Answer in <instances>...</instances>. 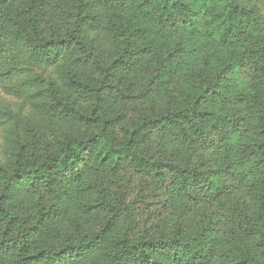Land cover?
Returning <instances> with one entry per match:
<instances>
[{
  "label": "trees",
  "instance_id": "trees-1",
  "mask_svg": "<svg viewBox=\"0 0 264 264\" xmlns=\"http://www.w3.org/2000/svg\"><path fill=\"white\" fill-rule=\"evenodd\" d=\"M257 30L239 0H0V87L31 93L1 122L14 135L0 147V264H264V192L248 186L258 217L223 196L264 183ZM125 172L218 204L235 240L139 224ZM66 214L82 223L63 237Z\"/></svg>",
  "mask_w": 264,
  "mask_h": 264
},
{
  "label": "rangeland",
  "instance_id": "rangeland-1",
  "mask_svg": "<svg viewBox=\"0 0 264 264\" xmlns=\"http://www.w3.org/2000/svg\"><path fill=\"white\" fill-rule=\"evenodd\" d=\"M239 1L252 12L258 27V34L264 37V0ZM40 73L44 74L43 71ZM241 85L246 89L249 87V83L245 79L241 80ZM30 94L26 89L19 91L17 94H12L10 90L0 87V147L7 142L8 138L14 135L12 121L11 124L6 125L1 122L12 118L15 113L25 116L26 111L31 106V101L28 100ZM23 104L25 105L24 108L22 107ZM198 156L202 160L209 158L208 162H212L218 154L208 149H201ZM122 176L127 202L137 208L139 224H145L148 228L154 230L164 228L169 230L175 223H178L182 230L193 235L208 232L216 238L230 236L231 240H235L236 227L234 219L232 220L228 212L218 204L210 202L194 204L174 200L166 189L149 184L148 180L131 175L128 172L123 173ZM248 186L257 187L264 192L262 180H253L248 176L245 177V180H235L230 185V189H227L226 195L223 194L226 199L224 206L232 208V213L237 209L243 211L249 217H258L262 211L255 198L249 193ZM221 202L222 205L223 201ZM40 204L42 202H36L35 207ZM45 211L54 213L57 209L47 207ZM56 222L58 229L63 228L62 231H59L62 236L65 230L68 234L75 233L82 223L81 220L70 217L68 214L61 219L58 216ZM87 226L90 230L92 223ZM137 228H141V226H136L130 222H127L124 226V229L129 230L132 235L135 234ZM220 258L218 253L212 252L209 264H220Z\"/></svg>",
  "mask_w": 264,
  "mask_h": 264
}]
</instances>
